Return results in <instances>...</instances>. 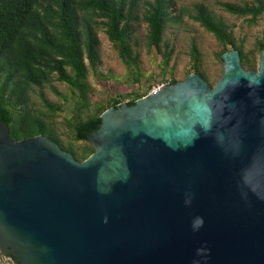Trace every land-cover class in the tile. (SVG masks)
<instances>
[{"label": "water", "instance_id": "water-1", "mask_svg": "<svg viewBox=\"0 0 264 264\" xmlns=\"http://www.w3.org/2000/svg\"><path fill=\"white\" fill-rule=\"evenodd\" d=\"M100 114L83 160L0 120V252L17 264H264V48ZM15 263V262H14ZM16 264V263H15Z\"/></svg>", "mask_w": 264, "mask_h": 264}, {"label": "trees", "instance_id": "trees-1", "mask_svg": "<svg viewBox=\"0 0 264 264\" xmlns=\"http://www.w3.org/2000/svg\"><path fill=\"white\" fill-rule=\"evenodd\" d=\"M219 3L230 13L248 16L249 24L256 23L264 12V0ZM171 4L172 0H0V120L7 124L10 136L20 139L39 133L48 135L75 158H86L94 151L87 133L98 128L103 110L118 107L122 100L113 99L107 106L75 122L73 139L85 144L81 154H77L72 147L62 145L45 115L30 106L32 90L55 77L75 93L79 107L86 108L90 92L88 69L95 68L99 62L96 25L102 23L121 62L134 74L138 68V54L131 42L133 23L145 22L147 45L158 47L171 17ZM182 11L212 33L218 42L238 49L242 65L254 67L235 44L228 25L206 5L196 2ZM174 18H181V15ZM258 45L260 50L264 48V38ZM200 54L196 44L191 43V69L206 79L199 66ZM168 58L169 52H165V61ZM175 81L171 79L169 83ZM146 93H135L127 103H134ZM41 98L46 101L42 95ZM9 256L17 264L14 256Z\"/></svg>", "mask_w": 264, "mask_h": 264}, {"label": "rangeland", "instance_id": "rangeland-1", "mask_svg": "<svg viewBox=\"0 0 264 264\" xmlns=\"http://www.w3.org/2000/svg\"><path fill=\"white\" fill-rule=\"evenodd\" d=\"M254 1L172 0L171 17L166 22L162 41L158 47L147 45L146 23L134 22L131 42L134 51L138 54V68L135 69L134 74L121 62L117 50L105 33L104 26L98 23L95 29L99 38V62L95 68L88 69L87 81L90 85L88 106L81 109L75 93L55 77L42 87L32 90L30 106L45 115L46 121L53 128L62 145L70 146L77 154H81V147L85 144L73 139L75 122L107 106L113 99L127 101L135 93H148L162 84L169 83L171 79L176 81L184 79L192 72L191 43H195L201 53L199 66L209 85L213 86L220 79L222 75L220 56L224 52L222 50L235 48L231 44L224 45L218 42L212 33L206 31L182 11V9H190L193 3H203L228 25L235 44L250 58L254 66L247 68L243 65V67L247 70H256L260 52L258 42L264 38V12L258 16L256 23L249 24L248 16L230 13L219 3L240 4ZM142 11L143 9L140 8L141 13ZM177 15H181V18H174ZM97 21H101V18H97ZM165 52H169L167 61L164 59ZM9 263L15 264L10 256H4L0 252V264Z\"/></svg>", "mask_w": 264, "mask_h": 264}, {"label": "built area", "instance_id": "built-area-1", "mask_svg": "<svg viewBox=\"0 0 264 264\" xmlns=\"http://www.w3.org/2000/svg\"><path fill=\"white\" fill-rule=\"evenodd\" d=\"M5 258H7V257H5Z\"/></svg>", "mask_w": 264, "mask_h": 264}, {"label": "crops", "instance_id": "crops-1", "mask_svg": "<svg viewBox=\"0 0 264 264\" xmlns=\"http://www.w3.org/2000/svg\"><path fill=\"white\" fill-rule=\"evenodd\" d=\"M9 264H11V263H9Z\"/></svg>", "mask_w": 264, "mask_h": 264}]
</instances>
